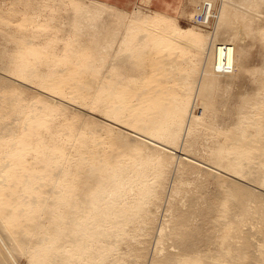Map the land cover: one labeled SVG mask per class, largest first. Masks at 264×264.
<instances>
[{"label":"bare ground","instance_id":"obj_1","mask_svg":"<svg viewBox=\"0 0 264 264\" xmlns=\"http://www.w3.org/2000/svg\"><path fill=\"white\" fill-rule=\"evenodd\" d=\"M22 1L51 12L79 2ZM244 1L250 0H221L217 8L215 0H202L191 16L198 25L193 28L158 12L137 10L128 17L90 1L75 13V32L89 35V45L94 44L82 59L66 48L69 55L51 54L69 59L62 68L55 64L37 72L26 59L15 65L16 74L7 75L0 64V264H19L27 252L30 264H264V67L258 93L243 95L235 105L239 121L225 140V134L219 140L216 123L204 122L207 107L217 99L220 76H232L236 69L221 64L220 74L212 72L221 57L218 34L199 26L217 21L216 27L231 23L233 32L240 26L250 31L255 18L250 7H242ZM104 6L118 16L107 15ZM4 11L0 7V14ZM32 16L41 21L40 14ZM0 21L11 27L8 17ZM144 49L150 50L142 58L148 61L136 62ZM45 50L31 48L26 58ZM187 52L191 59L184 57ZM67 72L78 78L67 81ZM37 77L50 85L32 86L27 80ZM27 90L38 94L33 106L38 113L32 110L34 116L24 122L20 102ZM198 101L202 110L196 116ZM101 106V119L94 120L107 135L96 136L101 141H95L89 158L73 159L71 151L84 145L74 135L77 120L69 113L90 117L84 111L95 115ZM14 111L21 123L11 128L6 118ZM54 112L67 122L63 138L76 147L56 141L58 131L49 139L53 145L45 142L46 116ZM204 128L212 132L207 159L193 151L197 130ZM189 171L214 176L228 196H199L183 179ZM215 210L226 231L220 250L212 252L207 246L215 230L205 231L197 220Z\"/></svg>","mask_w":264,"mask_h":264},{"label":"rangeland","instance_id":"obj_2","mask_svg":"<svg viewBox=\"0 0 264 264\" xmlns=\"http://www.w3.org/2000/svg\"><path fill=\"white\" fill-rule=\"evenodd\" d=\"M4 3H3V2ZM15 1V3H14ZM96 2L101 0H79V2L74 6L71 7L70 5H58L57 9L53 12L49 11L48 9H45L44 6L41 4L28 3L24 1H16V0H0V7H2L5 11L0 14V20L2 17H8L9 20H11L10 28L4 27L3 24H0V64L4 63L6 65L5 67V73L7 75H13L16 74L15 71V65L21 60V63L24 60L29 61V67L31 70H36L37 72L44 71L48 68L55 67L54 65H58L62 67L70 65L69 59H63V57H55L51 54L54 53L56 56H62L65 55L67 52L66 48L71 49L76 56V60L82 59L81 56L82 53L94 46L92 43L89 45V38L90 36H85L83 33L77 34L75 32V13L79 6L86 4L87 2ZM111 7H113L116 10L124 11V13H127L128 17L134 12L139 10L143 15L148 14H154L155 9H150L148 7H145L143 5H138L137 3H132L127 0H108ZM202 0H183L182 7L179 9L178 12L174 14H164L170 17L177 18L179 24L184 28H193V26L197 27L198 25L194 22V20L191 19V16L193 13H195L198 9L197 7L200 6ZM216 6L219 8L221 6V0H215ZM236 2L238 0H235ZM258 1V0H253ZM240 2V0H239ZM248 2V1H246ZM260 4L259 6L255 7L253 5V2L249 1L248 4L244 2L242 4V7L249 8L251 12H253V17L255 18V22L252 25V28L245 29L242 26H240L236 31H232L233 24H219L216 27V22L213 21L209 25L205 26H199V29H201L204 33H208L211 35L213 32H216L218 34L217 36V42H219L216 45V48L221 52L220 59L218 62L212 63V72L215 75L220 74V65L224 64L225 69H228L231 65L234 64L235 71L232 76L224 75L220 76V80L218 82V87L215 90V96L216 101L212 104V106H208L205 111L204 116V122L209 123L213 122L216 123L218 128L221 129L222 133L220 134V141L223 140L222 135L225 134L224 140L226 137V133H228L233 126L234 123H237L239 121V115L237 114V110L235 108V105L238 104L240 101L243 100V95H255L258 93L259 89L262 87V76L261 72L264 67V34L262 33L264 30V0H259ZM6 3V4H5ZM13 3V4H12ZM140 3V2H139ZM144 4V3H140ZM14 7H13V6ZM31 5V6H30ZM247 5V7H246ZM254 6V7H253ZM9 8H12L14 11H9ZM14 8V9H13ZM258 8V9H257ZM104 9H106V14H115L118 16V13H116L114 10L104 6ZM256 9V11H255ZM25 10H27V13H25ZM253 10V11H252ZM195 11V12H194ZM37 13L40 14L41 21L35 22V19H33L32 14ZM43 12V13H42ZM159 13V12H158ZM163 14V13H161ZM257 14V15H256ZM256 15V16H255ZM26 16L30 19H27ZM115 21L118 19L116 16H114ZM40 22V23H39ZM0 23H2L0 21ZM102 23V22H96ZM45 24L46 27L49 26L50 28H42L40 25ZM90 24V23H89ZM24 25V27H22ZM119 26H114V29H118ZM218 28V30H217ZM29 40L32 41L34 44H30ZM41 48L46 49L45 52L40 57H29L26 58V55L28 54V51L31 50V48ZM45 47V48H44ZM47 47V48H46ZM56 49V50H55ZM66 50V52H65ZM217 50V55H218ZM69 51V50H68ZM149 49H144L142 53H140V58H137L136 62L142 63L147 62V59H142L144 56H147L149 54ZM47 52V53H46ZM69 55V54H68ZM79 56V57H78ZM80 56L82 58H80ZM186 59L190 58V53H186L184 55ZM73 58V57H72ZM142 59V61L140 60ZM191 59V58H190ZM193 59V58H192ZM218 60V58H217ZM99 63V62H98ZM99 65V64H98ZM72 66V65H71ZM186 66H188L186 64ZM261 69L258 71V69ZM1 70V69H0ZM228 71H226L227 73ZM101 75V69L99 76L97 77L98 81L100 80ZM65 78L69 82H74L78 78V74H71L70 72H67L65 75ZM30 84L40 87V85L48 86L50 85V81L48 80H42L40 78H31L27 79ZM34 86V87H35ZM33 89V88H32ZM37 93L31 90L25 91L22 100L20 104L22 105L23 114L22 116H19L20 118L25 120H29L31 117L34 116L36 113L33 110V106H36L34 102L36 103L37 99ZM74 96H81L80 93L73 94ZM34 104V105H33ZM197 107L194 108L193 114L194 115H200L201 108H200V101L197 102ZM35 109V107H34ZM199 109V110H198ZM34 115H33V111ZM87 116H78L77 114L70 112V117L75 118L76 120V127H73L74 135H78V137L83 141L84 146L74 148V150L71 151L73 155V159H81L85 155L89 158L90 152L95 151L96 145L95 141H101L100 138H96V136L102 135L106 136V132L104 130H101L99 126H96V119H101L102 115V106L98 108L97 113L95 115L90 114L86 111H84ZM32 114V115H31ZM76 115V117H75ZM18 114L14 111L6 118V123L11 128H14L18 125V123H21L20 121L16 120ZM29 117V118H28ZM28 118V119H27ZM47 120V126H44L46 130L44 131L43 136H46L45 142H47L48 146H51L54 144L52 140H49L50 137L52 139L54 132H56V141L59 143H67L65 145L73 146L74 143L72 141V144L70 145L71 141L65 140L62 136L65 134L67 130H65V125L67 122L64 121V118L57 113H52L46 116ZM49 120V121H48ZM22 121V120H21ZM22 121V122H23ZM23 124V123H22ZM52 124V126H51ZM56 127H55V125ZM60 125L57 126V125ZM64 127L65 131L61 128ZM60 130H59V129ZM43 129V128H42ZM58 129V130H57ZM63 130V132L61 131ZM48 130V131H47ZM76 133V134H75ZM212 132L208 131L206 128L204 129H198L197 130V136L196 139V147L194 148V152L196 153V156L207 159V140L209 137H211ZM69 142V143H68ZM223 142V141H222ZM35 145V144H33ZM206 148H205V146ZM75 146V145H74ZM76 147V146H75ZM71 149V147H70ZM197 149V150H196ZM206 149V150H205ZM49 150V149H47ZM206 151V154H205ZM193 152V154H194ZM204 152V153H203ZM88 153V154H87ZM198 157V158H201ZM32 158V157H30ZM151 166H149L150 169ZM176 168V167H175ZM191 172V171H189ZM185 174L183 179L184 181H187L190 183L192 182V185L190 183V186L188 185L189 189H196L195 192H200L199 196L202 195V197H212V200L214 199L216 195L219 193H223L222 195L224 197L228 196V191L225 190V188L222 186V183L218 182V180L212 176L207 175L203 173H195L191 177V174ZM171 176V179L175 176L174 173ZM189 175V176H187ZM197 175L198 177H196ZM186 176V178H185ZM191 177V178H187ZM200 178L201 182H200ZM170 179V181H172ZM190 179V180H189ZM207 182H206V181ZM200 187L201 190H197L195 188L197 185ZM170 184L172 182H169ZM206 183V184H205ZM197 184V185H195ZM205 184V185H203ZM193 185L195 187H193ZM170 186V185H169ZM205 186V188H204ZM191 187V188H190ZM191 189V190H192ZM204 192V193H203ZM202 193V194H201ZM201 194V195H200ZM208 194V196H207ZM226 194V195H225ZM211 195V196H210ZM207 198V199H208ZM197 222L200 224L202 229L205 231L207 230H215L214 231V238L213 241L210 243L209 249L212 252H216L220 250L221 244H222V234L224 231H226V227L223 225V217L221 216L220 210H215L212 212V214L207 218H198ZM256 240V238H253ZM261 247L263 246V243H260ZM30 257L31 254L27 252L24 255H21L19 257V264H30Z\"/></svg>","mask_w":264,"mask_h":264},{"label":"crops","instance_id":"obj_3","mask_svg":"<svg viewBox=\"0 0 264 264\" xmlns=\"http://www.w3.org/2000/svg\"><path fill=\"white\" fill-rule=\"evenodd\" d=\"M138 5H143L163 14H174L182 7L183 0H127ZM111 6L108 0L96 1ZM144 4H140V3Z\"/></svg>","mask_w":264,"mask_h":264},{"label":"built area","instance_id":"obj_4","mask_svg":"<svg viewBox=\"0 0 264 264\" xmlns=\"http://www.w3.org/2000/svg\"><path fill=\"white\" fill-rule=\"evenodd\" d=\"M206 10H207V7L205 6L203 8V10L201 11V13L197 14V20L198 21H202L203 20ZM211 11L214 12L213 10H211ZM211 18H213V17H211Z\"/></svg>","mask_w":264,"mask_h":264}]
</instances>
